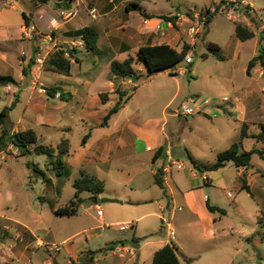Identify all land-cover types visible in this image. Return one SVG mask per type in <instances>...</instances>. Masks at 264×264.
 I'll list each match as a JSON object with an SVG mask.
<instances>
[{
  "label": "crops",
  "instance_id": "obj_1",
  "mask_svg": "<svg viewBox=\"0 0 264 264\" xmlns=\"http://www.w3.org/2000/svg\"><path fill=\"white\" fill-rule=\"evenodd\" d=\"M224 1H236L240 8H245L246 5L250 6L249 9L245 8L246 13H250V16L256 20L259 19L256 8L250 0ZM64 2L69 4V8L74 11V15L70 19L60 21L57 24L52 23L51 18L57 17L59 9L64 8L62 4ZM57 3H61V5L58 6ZM89 3H91L90 7H88ZM133 3L137 4L140 9L135 8L132 5ZM148 3H150L149 0H49L47 3L31 4V7H25L18 1L0 0V75H9L14 79L13 82L0 83V111L8 107L7 115L12 127L11 131L17 132L32 128L37 135L39 126H43L51 132L58 130L61 140L54 146L57 147L63 140L69 142L66 133L71 129L68 122V119H70L68 113L70 115L71 113L70 111L65 112V109L68 107L69 110H78L74 119H71L80 125L84 135L89 133L84 143L79 142L77 149L78 160L84 162L79 174L84 171L102 180L104 179V188L105 177L109 175L113 167L117 168L115 164L110 163V158L117 157L120 150L128 153L136 151L133 141V137H136V130L129 119H121L120 112L124 106L111 117L106 126H101V121L95 125L88 124V85L90 83L88 78L93 79L94 73H96L98 56L104 54L110 48L116 53L105 64L103 75L107 81L106 89L95 90L96 98L101 103L107 104L110 103L111 98L115 101L118 99V94L114 92L116 84L124 85L126 83L125 78L110 79L109 64L112 60L121 61L128 56L135 57L139 47L145 44L167 43L180 51L185 42L189 45H194L196 42L197 37L194 35L192 38L189 27L194 26L198 30L202 26L197 24V20L203 15L202 12L198 13L190 10L185 14L179 12L152 13L147 8ZM93 9L96 10L94 14L91 13ZM140 10L155 15H170L174 23L163 17H146ZM241 13L243 19L236 16L234 19H239L237 22L248 25L254 35L256 31L259 32L260 28L264 26V23L260 24L258 21L252 25L247 22L248 18L245 13ZM184 23H189L188 36L190 40H185L182 37L180 28ZM26 25L34 27L31 37L25 34ZM85 26H92L97 30L96 47L90 52L77 47L76 49L79 50L78 60L70 59L71 68L69 73L59 72L49 66L48 68H42V63H36L38 56L43 55V58H46L54 50L60 48L61 44L64 47L67 45L71 47L73 41L81 38V36L73 33ZM169 28L175 29V33H170ZM257 52H253L251 57L256 55ZM187 53L191 54V50ZM86 59H90L91 62H85ZM142 68V66L137 65L139 71L144 69ZM45 71L47 73L45 75L50 72L60 74V76L54 75L55 81L58 82H46ZM255 72L259 76H264V68L260 65H256L249 76L252 77V73ZM7 86L10 87L9 90ZM50 86L59 87L53 95L46 93V87ZM60 91L64 93L63 97L60 95ZM105 91L109 92V97L106 102H103L99 97V93ZM249 91L252 92L253 90ZM114 103L108 105L106 112ZM244 105L245 107H241L240 111V117L243 119L241 124L243 122L255 124L254 121L262 117L259 116L262 115L261 110L258 111L257 105L255 107H249L248 104ZM206 108L209 110L212 106L208 105ZM138 132L144 142L145 150H154V152L150 159L138 163L136 179L131 180L132 183L129 189L127 191L112 190L111 195L119 197L118 199L121 201L118 202L120 203L126 201L127 204L133 205L137 213V216L128 220L127 223L113 224L112 226L117 225V229L120 230V224H128V228L133 231L132 237H140V240L138 243L133 244L131 238L130 241L120 240L119 243L101 247V251L105 256L111 257L114 264H151L154 252L168 244L169 241L167 232L161 223V217L165 215L170 217L171 220L173 219L174 222L175 239L172 244L177 245V255L181 264H205L206 259L209 260V264H243L244 260H252L253 262L254 257L250 250L264 243V239H261L264 228L257 223L256 216L254 217V225H250L245 229L243 225L239 228L231 226L228 223V217H224L226 211L225 214L219 211L210 212L206 206L207 200L218 207L224 204L218 200L211 202L204 187L197 182H193V178L189 179L188 175L180 169L174 166L166 167L169 159H173L169 145L170 138L166 129L162 127L159 136H145L140 129H138ZM37 138L38 142L45 143L41 141L38 135ZM13 146V144L9 145L5 151L0 153L8 156L12 153L16 156L17 154L13 149L15 146ZM161 146L164 147V152L154 160L153 157ZM72 154L69 148V152L63 157L67 158ZM84 164L87 165L84 166ZM92 166L96 167L94 173L89 171ZM157 168H164L162 169L164 195L166 197L164 200H161V194L154 189L159 187L154 180ZM194 168L196 167L194 166ZM220 169L222 167L218 170ZM218 170H206L203 172L202 177L206 176L205 179L212 183L207 171L211 173ZM249 171V167H237L238 175L246 179L248 185ZM168 174L175 184L179 198L176 196L175 188L168 182ZM56 175L60 176L61 174ZM65 176L68 177L69 174ZM216 184L222 185L224 182L222 179L217 178ZM238 186L241 187L239 184ZM249 187L251 189L250 185ZM226 193L229 197L233 196L230 191ZM97 198H93L94 202ZM96 205L99 206V204ZM54 209H52L53 212ZM104 218L102 212L100 229H102V225L105 226L106 224ZM33 220L37 224L43 223V218L40 215L33 217ZM15 223L20 222L15 220ZM1 228L4 231V236L9 238L10 244L13 240L15 241L13 247L9 244L8 249L5 250V255L11 262L16 261L30 250L37 249V245H39L49 252L48 258L43 260L44 264H52L53 260L58 264H74L70 259H67L66 263H62L58 260L57 254H51L50 252L54 251L50 249L52 245H59L61 250V245L70 236L59 240L54 231L45 226L33 229L21 224L14 226L12 230L11 225L4 222ZM77 233L79 232L74 234ZM56 240L59 241L56 242ZM20 243H24V245L17 250L16 248ZM69 249H73L71 245ZM60 250L54 251V253L59 254ZM92 255V263L97 264L94 253L89 254V258ZM27 264L34 263L30 261Z\"/></svg>",
  "mask_w": 264,
  "mask_h": 264
},
{
  "label": "rangeland",
  "instance_id": "obj_2",
  "mask_svg": "<svg viewBox=\"0 0 264 264\" xmlns=\"http://www.w3.org/2000/svg\"><path fill=\"white\" fill-rule=\"evenodd\" d=\"M13 1H18L25 7H31V4L37 3L34 0ZM149 1L147 8L152 13L179 12L185 14L191 10L204 14L206 8L213 10L222 0ZM250 1L256 8L258 20L251 17L250 13H246L244 7L238 6L235 13L219 9L211 19L205 37L195 34L197 37L195 44L189 45L193 57L190 64L184 60L181 61L177 64L174 75L169 74L166 70L155 72L149 78L142 76L138 79L135 94L120 112L121 119H129L135 127L136 137H133V141L136 151L128 153L120 150L117 157L110 158V163L115 164L117 168L113 167L109 175L105 177V188L99 197L100 202H94L90 192L82 191L79 196L83 200L76 215L59 216L52 211L53 208L63 206L73 198L75 189L72 186V181L79 176V170L83 168L84 162L78 160L77 149L84 134L80 125L72 120L78 110H69L68 107L65 109V112L70 111L71 113V115L68 113L71 129L66 133V138L69 139L70 151L73 154L62 158V166L56 156L32 154L30 159L29 155L16 157L12 153L9 156L0 153V264L11 262L5 255L10 240L4 236V231L1 228L4 222L11 225L12 230L14 226L21 224L33 229L49 227L59 240L70 236L64 244L61 243L59 254L50 251L51 254H57L58 260L62 263H66L67 259H70L74 264H90L89 251H94V259L97 264H114L112 258L105 256L101 251V247L119 243L120 240L130 241L133 234L131 228L120 231L117 229V225H112L127 223L128 220L136 217L137 213L133 205L127 204L126 201L118 202L121 201L118 199L119 197L112 196L111 192L117 189L127 191L132 181L136 179L138 163L150 159L154 152V150H145L138 129L142 130L145 136H159L161 128H165L170 138L172 157L183 164V169L180 171L188 175L189 179L193 178V182L204 187L211 202L218 200L224 204L221 205L226 211L224 217H228V223L231 226L239 228L243 225L247 229L250 225H254L257 211L264 210V179L260 175L264 171V159L257 154L252 155L249 166L250 177L248 178L252 196L238 186V184L241 186L243 181L237 173V167L232 162L226 163L222 169H217L218 171L211 173L207 171V175L212 179V183H209L205 179L206 176L202 177L204 170L194 168L189 159L190 154L200 163H212L216 160L218 152L226 149L232 142L238 141L243 120L240 117V111L241 107H245L244 104H248L249 107L257 105L258 111L260 109L262 113L259 116L262 117L255 120V124L247 122L246 131L249 136L242 140V148L245 150L252 147L263 148L262 142L252 135L260 131L259 124L264 123V76H259L255 72L250 77L246 74L245 69L252 53L257 52L259 46L264 45V26L260 28L259 32L256 31L253 38L248 40H238L234 35V22L243 19L241 12L245 13L248 18L247 22L252 25L257 21L260 24L264 23V0ZM90 6L91 3L88 4V7ZM232 16L239 19H234ZM188 27L189 23H184L180 28L185 40H190ZM169 31L175 33L173 28H169ZM209 42L216 43L220 47L224 59H217L211 54L207 57L202 56L207 52L206 45ZM115 54V51L110 48L104 54L99 55L96 61V73H94L93 79L88 78L90 80L87 117L89 125H95L102 121L106 108L115 101L111 98L110 103L103 104L95 94L97 89H106L107 81L103 75L105 64ZM40 57L42 58V68H48L45 62L47 56L46 58H43V55ZM85 62H91V60L86 59ZM144 71L145 69L139 72L144 73ZM45 74H47L46 71ZM54 75L60 76V74L50 72L45 75L47 77L45 81L58 82L55 81ZM125 79L124 85L116 84L118 90H129L134 85L135 80ZM190 97H194L195 102L189 101ZM184 104L194 109L197 108L198 112L190 117L183 115L181 106ZM242 104L244 106H241ZM208 105L212 106L209 110L206 108ZM37 130V135L45 143L56 146L61 140L58 130L47 131L43 126H39ZM13 149L16 154L19 153L16 146ZM27 160L37 163L50 180L44 181L40 174L26 165ZM64 169H68V177L63 174L56 175L57 172H62ZM94 170L96 167L92 166L89 171L94 173ZM217 178L222 179L224 184H216ZM168 182L175 188L176 196L179 198L178 191L169 174ZM154 189L161 194V200L166 198L163 189L159 187ZM227 191H230L233 196L229 197ZM104 198L117 199L118 201H105ZM95 204H99L105 217L106 224L101 226L102 229H100L101 216L97 215ZM37 215L43 218L42 224H37L33 220V217H37ZM15 220L20 223H15ZM76 232L79 233L74 234ZM90 234L92 235L89 236ZM22 245L24 243H20L16 249L18 250ZM70 245L73 249H69ZM37 247L11 264H27L30 261L34 264H44L43 260L48 258L49 252L44 247L39 245ZM250 253L253 254V262L244 260L243 264H264V243L251 249ZM209 263V260L206 259L205 264Z\"/></svg>",
  "mask_w": 264,
  "mask_h": 264
},
{
  "label": "trees",
  "instance_id": "obj_3",
  "mask_svg": "<svg viewBox=\"0 0 264 264\" xmlns=\"http://www.w3.org/2000/svg\"><path fill=\"white\" fill-rule=\"evenodd\" d=\"M37 1L36 4H43L49 2V0H34ZM225 1L222 0L217 4V6L211 10L206 8L204 10V14L206 16L205 21L201 28L197 30V34L204 36L208 31V25L213 17V15L219 11L220 6ZM232 4L237 3L235 1H230ZM221 3V4H220ZM64 8H69L68 3H62ZM58 6L61 3H57ZM135 8L140 9V7L133 3ZM245 8L249 9L250 6L246 5ZM140 12L146 17H163L164 19L173 21L172 16L170 15H155L146 13L142 10ZM26 17V15H25ZM26 19H28L26 17ZM174 23V21H173ZM53 35V32L51 31ZM74 35L81 36L83 39V49L85 51H93L96 47L98 32L92 26H85L78 30H76ZM234 35L239 40H247L254 36V32L248 27V25L235 21L234 24ZM203 37V39H204ZM60 48L54 50L50 53L46 58V64L59 72L69 73L71 68L70 58L64 56L65 51L69 52L73 59L78 60V52L74 47H70L67 45L64 47L63 44L59 46ZM207 52L202 56L207 57L209 54L213 55L217 59H224L223 55L220 52V47L213 42H209L206 45ZM190 46L188 43H184L181 50L178 51L171 45L167 43H159V44H145L139 47L136 56H128L124 60H112L109 64V73L110 79L112 78H135L134 85L130 87L129 90H118V86L115 87L114 92L118 94V99L115 101L114 105L106 112L103 116V119L100 123L101 126H106L111 119V117L121 109L124 104L130 99L133 92L136 90V82L142 76L149 78L152 74L159 71H168L169 74H176V70H170V67L179 64L183 61L184 56L187 52H189ZM190 64V63H189ZM137 65L142 66L145 71L144 73H140L137 69ZM260 65L264 68V45L259 46L258 52L256 55L252 56L246 66V74L251 75V70L256 66ZM14 79L9 75H0V83H9L13 82ZM59 87L50 86L46 87V93L48 95H53ZM60 95L63 97L64 93L60 91ZM99 97L103 102L109 97V92H100ZM260 131L256 134L252 135V137L256 138L258 141L262 142L263 148L252 147L248 150L242 148V140L248 137V133L246 131L248 123L243 122L241 124V130L239 135V140L233 142L229 147L220 151L216 155V160L212 163H200L196 161L193 157L189 155V159L191 163L197 168L206 170H216L221 167H224L226 163L232 162L236 167H244L247 168L251 164V158L253 154H257L260 158L264 159V123H260ZM11 124L8 119V115L6 114V110L0 111V152L5 151L7 147L11 144L16 146L19 149V153L16 156L21 155H48V156H56L57 161L62 166V158L65 154L69 152V142L67 140H63L57 147H54L50 144L40 143L38 142L37 135L32 128H26L21 131L13 132L11 131ZM14 135L16 136L18 142L27 147V150L23 152L16 143L14 139ZM89 133L85 134L82 137L81 142L84 143L88 138ZM157 153L154 155L153 159L159 157L160 154L164 152V147L161 146L157 149ZM26 165L31 167L33 171L40 174L44 181H49V178L46 176V173L43 169H41L37 163L27 160ZM58 175L64 174L68 175V169H64L62 172H57ZM260 175L264 179V171L260 173ZM155 183L164 190L163 185V170L162 168H157L154 174ZM242 185L241 189L246 190L251 194L252 192L247 184L246 179L242 177ZM72 186L74 187V196L70 199L65 205L57 207L54 209V213L60 216H73L78 213L79 206L82 203L83 198L79 196L82 191H88L91 193V198H97L100 193L104 190V181L94 175L88 174L84 171H81L79 176L74 178L72 182ZM206 206L210 212L219 211L222 214H225V209L218 207L216 205L211 204L208 200L206 201ZM257 223L264 228V210L260 209L256 215ZM261 239H264V232L261 236ZM140 237L133 236L131 242L133 244L138 243ZM94 251H89V254H93ZM91 264L93 262V255L88 259ZM52 264H58L55 260H53ZM151 264H181L178 255H177V247L173 244H166L156 250L152 257Z\"/></svg>",
  "mask_w": 264,
  "mask_h": 264
},
{
  "label": "built area",
  "instance_id": "obj_4",
  "mask_svg": "<svg viewBox=\"0 0 264 264\" xmlns=\"http://www.w3.org/2000/svg\"><path fill=\"white\" fill-rule=\"evenodd\" d=\"M237 8H238V3H233L232 4L230 1H225L220 6V9L222 11H231L232 13H235L237 11ZM95 11L96 10L93 9L91 13L94 14ZM73 15H74V11L72 9H70V8H60L59 11H58L57 17H52L51 18V22L54 23V24H57L60 21H65L67 19H70ZM232 17L234 18L235 16H232ZM205 18H206L205 14L201 15L200 19L197 20V24H199L200 26L203 25V23L205 21ZM33 30H34L33 26L26 25V27H25L26 36L31 37L32 33H33ZM196 31H197L196 27H194V26H190L189 27V32L191 33L192 38L196 34ZM83 44H84L83 43V39L80 38L77 41H73L71 47L83 48ZM64 56L67 57V58L73 59L72 56L70 55V53L67 52V51H65ZM183 60L186 63H191L192 60H193V57L191 56V54L186 53ZM36 63H40V64L42 63V58L40 56H38L36 58ZM7 89L9 90L10 87L7 86ZM188 100L191 101V102H195L194 97H190ZM195 112H197V110L192 108V107H188L185 104L181 106V113L183 115H186V116L188 115L189 116V115L194 114ZM5 156H8V155L5 154ZM172 166L176 167L177 169H182L183 168V164L181 162L170 158L169 162L166 165V167L170 168ZM164 168H162V169H164ZM96 212H97V215H100V216L102 215V210H101V208L98 205H96ZM161 223H162V227L167 232L168 240H169L168 244H172V241L175 239V229L173 227V223H172L171 218L170 217H166L165 215H163L161 217ZM127 228H128V224H120L119 225V229L120 230H125ZM14 244H15V241H12L11 244H10L11 247H13ZM50 249L54 250V251H58V250H60V246L59 245H52L50 247Z\"/></svg>",
  "mask_w": 264,
  "mask_h": 264
},
{
  "label": "water",
  "instance_id": "obj_5",
  "mask_svg": "<svg viewBox=\"0 0 264 264\" xmlns=\"http://www.w3.org/2000/svg\"><path fill=\"white\" fill-rule=\"evenodd\" d=\"M175 68H176V66L173 65V66L170 67V70H173V69H175ZM131 80L134 81L135 78L133 77V78H131ZM7 112H8V110H6V114H7ZM14 139H15L16 143L19 145L18 147H19L23 152H25V151L27 150V147H26L25 145L20 144V143L18 142V140H17V138H16L15 135H14ZM29 158L31 159L32 156L29 155ZM104 200H105V201H118L117 199H112V198H104ZM100 201H101V199H99V198H97V199L95 200V202H100Z\"/></svg>",
  "mask_w": 264,
  "mask_h": 264
}]
</instances>
